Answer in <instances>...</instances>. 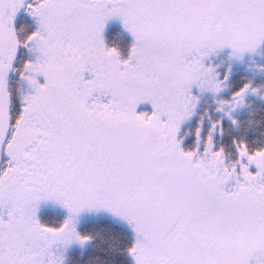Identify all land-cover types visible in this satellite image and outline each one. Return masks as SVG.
Segmentation results:
<instances>
[{"label":"snow or ice","instance_id":"snow-or-ice-1","mask_svg":"<svg viewBox=\"0 0 264 264\" xmlns=\"http://www.w3.org/2000/svg\"><path fill=\"white\" fill-rule=\"evenodd\" d=\"M112 19L126 56L105 41ZM261 49L264 0H0V264H63L91 239L85 211L130 226L134 264H264V146L226 152L223 117L205 133L201 115L188 147L184 129L204 94L232 125L264 100L251 81L221 97L229 74L211 62ZM49 202L67 210L58 226L38 216Z\"/></svg>","mask_w":264,"mask_h":264},{"label":"trees","instance_id":"trees-1","mask_svg":"<svg viewBox=\"0 0 264 264\" xmlns=\"http://www.w3.org/2000/svg\"><path fill=\"white\" fill-rule=\"evenodd\" d=\"M26 21L31 31L35 25L31 17L25 13L17 20V27H20L21 21ZM105 41L109 46L117 47L123 56H126L132 44L129 35L124 32L117 24L107 28L105 32ZM23 51V50H22ZM261 61L245 60L242 66L234 65V61L228 59V51H224L211 58L214 65H219L217 71L220 72L221 78L225 73L229 74L228 87L220 94L223 98H228L231 93L237 90L244 83L251 81L253 86L264 85V71L259 66L264 65V49L260 52ZM18 61L17 66H20ZM18 74L11 76L10 83L13 90L14 105L13 111L20 107L18 89ZM216 104L211 94L201 96L200 106L197 108V115L190 122L184 125V129L189 131L190 135L185 140V146L188 147L194 141V130L201 115H204V132H207L209 126L208 116L212 120L223 117L225 132L223 136H218L219 145L225 147L226 152L233 151V138L245 139L250 147L264 146V100L257 96L249 95L244 106L233 113L234 118L238 121L237 125L222 113L215 111ZM141 110V109H139ZM41 222L58 226L66 216L60 212L42 210L38 214ZM77 231L82 236H89L91 239L84 243L80 249L70 250L65 254L63 264H134L128 249L134 243V236L125 228L104 218H86L78 224Z\"/></svg>","mask_w":264,"mask_h":264},{"label":"rangeland","instance_id":"rangeland-1","mask_svg":"<svg viewBox=\"0 0 264 264\" xmlns=\"http://www.w3.org/2000/svg\"><path fill=\"white\" fill-rule=\"evenodd\" d=\"M25 14V12L23 10H21V12L18 14V17H17V20L23 16ZM117 24V26H119L120 28H122L124 30V32H126L130 39H131V42H132V37L130 36V34L123 28L121 22L118 20V19H112L110 21L107 22V25H106V28H105V32L107 30L108 27L112 26V25H115ZM105 32H104V36H105ZM263 50V49H261ZM260 50V52H261ZM225 51H228V50H225ZM260 52H258L257 54H254L252 56H246L245 59L241 62V61H234V65L236 66H242L244 63H245V60H251V61H261L262 62V58H261V55H260ZM15 74V73H14ZM14 74H11V76H13ZM21 87V85H20ZM19 87V88H20ZM141 109V110H148L150 111V106L149 105H146V104H143V105H140V107L138 108V110ZM42 210H49V211H52V212H60V213H63L66 217H67V210L66 209H63L61 208L60 206L58 205H53L52 203H42L41 206H40V209H39V212L38 214L42 211ZM86 218H104V219H107V220H110L111 222L125 228L126 230H128L129 232H131L134 236V233L132 232L130 226L120 220L119 218L111 215L110 213H107L105 211H85L83 213L80 214V216L78 217L77 219V224H76V228L78 227V224H80V222L83 220V219H86ZM135 238V236H134ZM84 247V244L81 245L79 243H73L71 246H69L67 249H61L60 251L62 252V255H63V258H65V254H67L70 250H73V249H80ZM132 258V257H131ZM133 260V259H132ZM64 262V260H63ZM134 262V261H133Z\"/></svg>","mask_w":264,"mask_h":264}]
</instances>
